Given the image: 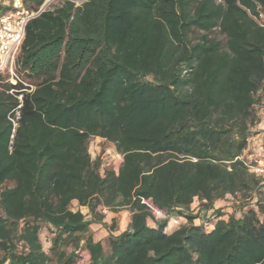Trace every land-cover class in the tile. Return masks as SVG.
I'll return each mask as SVG.
<instances>
[{
    "label": "trees",
    "instance_id": "16d2710c",
    "mask_svg": "<svg viewBox=\"0 0 264 264\" xmlns=\"http://www.w3.org/2000/svg\"><path fill=\"white\" fill-rule=\"evenodd\" d=\"M14 73L0 74V264H264V183L247 160L264 0H56L26 25ZM96 137L117 171L91 159ZM228 195L239 210L208 215ZM104 208L131 219L96 241Z\"/></svg>",
    "mask_w": 264,
    "mask_h": 264
},
{
    "label": "built area",
    "instance_id": "2783aa9c",
    "mask_svg": "<svg viewBox=\"0 0 264 264\" xmlns=\"http://www.w3.org/2000/svg\"><path fill=\"white\" fill-rule=\"evenodd\" d=\"M1 1L9 10L0 16V74H7L8 81L12 85H15L18 81L14 73L15 59L21 50L25 38L26 25L30 20L38 17L45 11L49 4L48 2L44 3L37 11H31L26 8L23 0ZM48 1L50 2L51 0ZM71 1L80 3L83 0ZM254 156L252 155L249 159L256 163V165L252 166V171L257 177L264 178V155L258 161H253ZM141 203L148 208L149 213L155 220L166 218L165 214L158 210L150 199H142ZM102 212L105 213L106 209H102ZM171 223L173 225L178 224V219L172 218Z\"/></svg>",
    "mask_w": 264,
    "mask_h": 264
},
{
    "label": "crops",
    "instance_id": "0c3cea01",
    "mask_svg": "<svg viewBox=\"0 0 264 264\" xmlns=\"http://www.w3.org/2000/svg\"><path fill=\"white\" fill-rule=\"evenodd\" d=\"M253 132H255V136H253V138L250 140V144H249L250 156H249V159L252 157V155L255 154V156L253 157V159H254L253 161H258L264 155V114L262 116H260V120H259L258 124L253 128ZM97 139H100L101 141H105L101 138H97ZM263 191H264V188H263ZM254 199L255 198L253 197L251 199V201H249V204ZM231 205H233L232 207L234 209L236 207L237 210H239L238 209L239 208L238 207L239 201L233 200V198H228V196H226L224 199L214 202L213 208L208 210V215H210L214 210L219 209V208L225 214L230 213L231 211H233L231 208ZM198 206H199V201L195 200L194 203L191 205L190 210H194ZM83 208H85L87 212L83 213L82 210H80V211L87 217V219L88 220H91V219L94 220L95 218L89 214L88 209L86 207H83ZM99 213L101 214L100 211H99ZM102 215H103V219H102L103 225L98 224V223H92L90 226V228H92L93 231L98 233L97 235L93 234V238L96 241L102 240L103 238H105L109 234L117 235V234H119L117 232L121 233V232L125 231L128 228V225H129L130 219H131V212L128 209H121V210L116 211V212L108 209V211L106 210L105 214H102ZM235 215L238 217L239 212L237 211L235 213ZM182 221L184 222V220H182ZM194 223L198 224L199 219H196L194 221ZM147 224L151 225L152 221L147 220ZM111 225H113L112 230L110 228Z\"/></svg>",
    "mask_w": 264,
    "mask_h": 264
},
{
    "label": "rangeland",
    "instance_id": "374dc122",
    "mask_svg": "<svg viewBox=\"0 0 264 264\" xmlns=\"http://www.w3.org/2000/svg\"><path fill=\"white\" fill-rule=\"evenodd\" d=\"M54 1H56V0H51L50 2L48 0H46L45 3L48 2V4H50ZM257 113L259 116H262L264 114L263 109L259 108L257 110ZM88 152H89L92 160L98 159L100 161V165H101L100 172H101V174H103L104 170L108 169V168H112L113 170L117 171L118 168L120 167L121 162H122V157L116 153V151L114 150V147L111 145V143H109L107 141H101L100 139H97V138H91L89 140ZM247 160H249V157ZM258 178H260L262 180V182L264 183V178H261V177H258ZM228 198H233V197L228 195ZM240 203H242V202L240 201ZM244 203H247V201L243 202L242 204H244ZM71 208L76 209L77 205L75 203H73ZM79 209L82 210L83 213L87 212L86 209L83 207H81V208L79 207ZM106 210L108 211V209H106ZM99 211L101 212V214H105L102 212V209H99L98 212ZM181 220L182 219L179 218V221H181ZM117 233H120V232H117ZM90 234L93 236V234L97 235L98 233L93 231L92 228H90ZM41 238H42V242L44 244V247L47 248V246H48V235L44 233Z\"/></svg>",
    "mask_w": 264,
    "mask_h": 264
}]
</instances>
